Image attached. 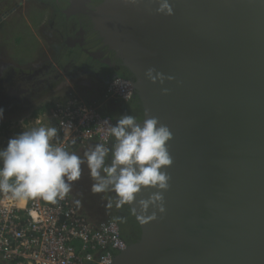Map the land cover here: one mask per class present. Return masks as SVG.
<instances>
[{
	"label": "water",
	"instance_id": "water-1",
	"mask_svg": "<svg viewBox=\"0 0 264 264\" xmlns=\"http://www.w3.org/2000/svg\"><path fill=\"white\" fill-rule=\"evenodd\" d=\"M89 2L70 0L66 15L87 14L130 73L138 120L173 134L166 212L133 215L139 237L110 264H264V0H169L171 15L153 0ZM150 68L174 79L153 83Z\"/></svg>",
	"mask_w": 264,
	"mask_h": 264
},
{
	"label": "clouds",
	"instance_id": "clouds-1",
	"mask_svg": "<svg viewBox=\"0 0 264 264\" xmlns=\"http://www.w3.org/2000/svg\"><path fill=\"white\" fill-rule=\"evenodd\" d=\"M130 2L136 4L140 0ZM153 3L159 4L158 13H173L169 0ZM146 76L162 85L165 80L174 79L155 68L148 69ZM163 91L166 94L168 89ZM3 117L4 109L0 108V121ZM105 122L114 139L111 148L97 143L83 157L55 142V126L35 127L10 138L7 147L0 148V192L11 193L17 200L40 198L56 204L72 191L73 182L81 179L82 165L86 164L93 180L92 193L116 194L108 198L106 208L111 209L113 203L116 208L131 205L139 223L157 220V213L166 212L164 192L170 188L171 177L165 169L173 164L167 146L173 138L171 130L158 118H147V113L142 122L129 114L122 115L115 125ZM146 188L156 191L148 198L137 199Z\"/></svg>",
	"mask_w": 264,
	"mask_h": 264
},
{
	"label": "built area",
	"instance_id": "built-area-1",
	"mask_svg": "<svg viewBox=\"0 0 264 264\" xmlns=\"http://www.w3.org/2000/svg\"><path fill=\"white\" fill-rule=\"evenodd\" d=\"M106 96L124 102L134 99L133 80L114 76L106 85ZM105 121L116 124L112 115L70 94L36 115L13 119L6 132L0 131V148L7 147L10 138L39 126H55V142L66 148L86 142L108 146L113 138ZM78 208L69 195L52 204L40 198L17 200L11 193L0 192V262L110 264L128 245L119 222L111 218L94 225Z\"/></svg>",
	"mask_w": 264,
	"mask_h": 264
},
{
	"label": "rangeland",
	"instance_id": "rangeland-1",
	"mask_svg": "<svg viewBox=\"0 0 264 264\" xmlns=\"http://www.w3.org/2000/svg\"><path fill=\"white\" fill-rule=\"evenodd\" d=\"M41 2V1H40ZM39 0H0V16L3 9L11 10L2 15L0 20V76L7 74L10 69L33 72L43 65L50 64L53 70L43 76L39 90H32L28 103H0L4 109V117L0 122L11 123L13 119L33 114L36 107L46 110L53 101L63 100L68 95H79L85 100L95 103L101 110L121 116L124 101L118 98L104 97L102 90L109 81L100 80L94 74L74 71L72 67L56 65V55L62 47L60 35L51 27L54 11L47 4H40ZM61 19V18H59ZM3 25H2V24ZM2 25V26H1ZM55 68V69H54ZM3 92L6 89H2ZM66 96V97H65ZM47 105V106H46ZM96 145L89 143L74 151L83 157L84 153ZM93 180L86 164L82 165V176L73 182L69 193L76 201H80L81 212L89 215L90 222L108 220L116 212L115 204L111 209L106 208L108 198H114L115 193H97L91 191ZM6 264V263H4Z\"/></svg>",
	"mask_w": 264,
	"mask_h": 264
},
{
	"label": "flooded vegetation",
	"instance_id": "flooded-vegetation-1",
	"mask_svg": "<svg viewBox=\"0 0 264 264\" xmlns=\"http://www.w3.org/2000/svg\"><path fill=\"white\" fill-rule=\"evenodd\" d=\"M41 1V2H40ZM70 0H39L40 4H47L51 6L54 11V17L51 21V27L54 31H57L60 35L61 42L66 48H72L70 54L73 56L67 59V66L72 67L74 71L86 70V68L93 63V66L102 70V76H108L109 71L119 75L126 76L131 78V75H128V71L121 65V63L114 59V54L112 51H109L106 46L103 45L101 39L98 37L97 33L93 30L91 19L87 14H73L67 16L65 10L69 7ZM101 0H90L87 3V8H94L99 4ZM58 12H60L61 19H58ZM55 25V26H53ZM82 39V41L72 42L70 39ZM74 51V53H73ZM103 52V56L100 58L93 57L90 53ZM110 58L113 65L105 62L104 60ZM82 62V66H78L76 62ZM50 64L43 65L42 67L35 69L33 72L29 71H17L10 69L7 74L0 76V103L3 104H12V103H23L27 102L29 98V93L32 90H39L41 87L42 76L49 72ZM124 73V74H122ZM90 74V73H88ZM106 79V78H103ZM132 79V78H131ZM2 89H6L3 92ZM21 92L19 94H13L11 91L16 90ZM135 111L129 113L134 116H140L142 107L139 104L133 108ZM138 116V117H139ZM128 211V210H127ZM129 228L124 230L123 236L128 241L131 242L134 237H138L137 224L133 218V222L129 221ZM133 228L135 234L129 232V229ZM92 264V263H91Z\"/></svg>",
	"mask_w": 264,
	"mask_h": 264
},
{
	"label": "trees",
	"instance_id": "trees-1",
	"mask_svg": "<svg viewBox=\"0 0 264 264\" xmlns=\"http://www.w3.org/2000/svg\"><path fill=\"white\" fill-rule=\"evenodd\" d=\"M12 8H10V9H8V8H6V10L5 9H3V11L2 12H5V13H2V15H6L7 13H8V11L9 10H11ZM2 15L0 16V20H1V18H2ZM61 14H60V12H58V19L59 18H62L61 16H60ZM53 26H55V25H53ZM53 29V28H52ZM71 50H72V48H66V47H64V44H63V46L62 47H59V50L57 51V55H56V57H55V59H56V62H55V64L56 65H59V67H61V66H63V63H65V62H67V59H69L70 57H72L73 56V54L71 55L70 54V52H71ZM73 53H74V51H73ZM75 54V53H74ZM76 64L78 65V66H82V62H80V61H78V62H76ZM51 66V65H50ZM51 68H53L52 66H51ZM50 67H49V72H47L46 71V73H50V72H52L53 70L51 69ZM55 69V68H54ZM82 72H85V73H91V74H94L96 77H98L100 80H103V78H106V79H104L105 81H109L110 79H112L114 76H116V74L115 73H112L111 71H109L110 72V74L108 75V76H102V70L101 69H99V68H96V66L94 67L93 66V63H91L87 68H86V70H83ZM46 73L44 74V75H46ZM122 74H124V73H122ZM43 75V76H44ZM117 75H119V73L117 72ZM128 75H130V73H128ZM43 76H42V78H43ZM125 76V75H124ZM131 78H132V76H130ZM0 88H3L2 86H0ZM102 91H104L103 92V95H104V97H107L106 96V87L104 88V90H102ZM77 95V94H76ZM77 96H79V95H77ZM66 97V96H65ZM79 97H81V96H79ZM82 98V97H81ZM108 98V97H107ZM83 100H85L84 98H82ZM111 99H113V98H111ZM86 102H88V103H90V104H94L95 106H97L95 103H93V102H91V101H88V100H85ZM25 103H28V102H25ZM122 104H124V109H122L121 110V116L122 115H124V114H129L132 110V113L135 111L133 108L135 107V106H138L139 107V100H138V98L137 97H134V99H131V100H129V101H126L125 103H122ZM47 106V105H46ZM45 107V105H43L42 107H36L34 110H33V114L34 115H36V114H38L39 112H41V111H43V108ZM98 107V106H97ZM99 108V107H98ZM100 109V108H99ZM101 110V109H100ZM103 113H106V114H110V115H112L113 116V118L115 119V123L117 122V120L121 117H119V118H117L116 119V117H115V115L114 114H112V113H110V112H107V111H103V110H101ZM131 115H133V114H131ZM139 116V115H138ZM137 116V119H141L142 118V113L140 114V116L138 117ZM7 124L8 123H6V122H0V131H7ZM114 142V139H112V141H111V143L108 145V147L109 148H111V145H112V143ZM89 143H93V142H86V143H76V144H74V145H72L70 148H67L69 151H76V150H78V148H80V147H84V146H86V145H88ZM96 142H94L93 144H95ZM97 144V143H96ZM69 195V194H68ZM70 196V195H69ZM71 197V196H70ZM71 199L73 200V202L79 207L78 208V210L80 211V213L83 215V217H85L89 222H90V218H89V215H85V213L84 212H81V209H80V206H79V204H77L76 202V199L74 198V197H71ZM128 210V211H127ZM110 218H113V219H116L118 222H119V224H120V227H121V231H122V233H124V230L125 229H128L129 228V221H131V223L133 222V214H132V212L130 211V209H129V207H128V205H125V206H123V207H121V208H116V212H115V214H114V216L113 217H110ZM109 218V219H110ZM120 218H124L123 220H121ZM90 219V220H89ZM103 221H105V220H103ZM102 221H99V222H90V223H92V224H94V225H98L99 223H101ZM135 222H136V224H137V231H138V237H139V234H140V229H139V225H138V223H137V221L135 220ZM129 232L130 233H132V234H135V232L133 231V228H131V229H129ZM123 235V234H122ZM126 238V237H125ZM138 238L137 237H134L133 238V240H131V241H135V240H137ZM0 264H3L2 262H0Z\"/></svg>",
	"mask_w": 264,
	"mask_h": 264
},
{
	"label": "crops",
	"instance_id": "crops-1",
	"mask_svg": "<svg viewBox=\"0 0 264 264\" xmlns=\"http://www.w3.org/2000/svg\"><path fill=\"white\" fill-rule=\"evenodd\" d=\"M1 24H2V23H1ZM2 25H3V24H2ZM2 25H1V26H2ZM3 34H4V32L2 33V31H0V35H3Z\"/></svg>",
	"mask_w": 264,
	"mask_h": 264
}]
</instances>
